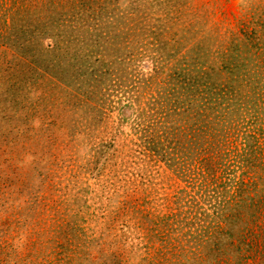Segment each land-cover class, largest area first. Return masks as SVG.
Returning <instances> with one entry per match:
<instances>
[{"label": "rangeland", "instance_id": "rangeland-1", "mask_svg": "<svg viewBox=\"0 0 264 264\" xmlns=\"http://www.w3.org/2000/svg\"><path fill=\"white\" fill-rule=\"evenodd\" d=\"M0 264H264V0H0Z\"/></svg>", "mask_w": 264, "mask_h": 264}]
</instances>
